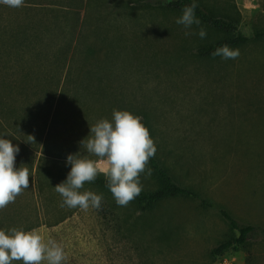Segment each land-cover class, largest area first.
Wrapping results in <instances>:
<instances>
[{"label":"rangeland","instance_id":"1","mask_svg":"<svg viewBox=\"0 0 264 264\" xmlns=\"http://www.w3.org/2000/svg\"><path fill=\"white\" fill-rule=\"evenodd\" d=\"M169 1L0 4V138L19 146L15 166L29 169L31 183L0 210V230L27 231L35 202L34 229L64 248L65 264H264L260 233L242 250L211 254L232 235L222 209L264 228V41L232 49L236 59L204 58L199 50L226 36L177 24ZM199 1L240 21L248 38L264 30V0ZM113 110L140 117L160 162L215 207L176 199L145 212L90 183L81 191L102 195L100 209L61 207L54 186L71 170L67 156ZM140 180L144 192L165 185L152 174Z\"/></svg>","mask_w":264,"mask_h":264},{"label":"clouds","instance_id":"2","mask_svg":"<svg viewBox=\"0 0 264 264\" xmlns=\"http://www.w3.org/2000/svg\"><path fill=\"white\" fill-rule=\"evenodd\" d=\"M0 4L19 8L24 5V0H0ZM197 7L195 0L190 6H185L176 23L186 29L193 25L199 26L201 21L195 15ZM192 34L196 33H185ZM198 35L204 39L206 30L201 27ZM239 54L238 49L232 50L228 45L218 47L211 53L213 57L220 56L223 59H236ZM29 139L35 140L33 136H29ZM79 143L81 152L67 156L66 163L71 165V170L66 180L54 186V190L62 197L61 207L84 211L89 208L100 209L102 195L81 189L85 183L94 182L101 174L118 206H127L141 193L140 176L144 173L151 176L152 169L147 165L157 148L140 117L129 111L113 110L111 121L101 119L90 125L89 136ZM82 150L86 155L81 154ZM19 152L18 145L9 139L0 138V210L14 203L30 187L29 169L15 166ZM66 261L64 248L54 240L45 241L36 229L0 230V264H65Z\"/></svg>","mask_w":264,"mask_h":264},{"label":"trees","instance_id":"3","mask_svg":"<svg viewBox=\"0 0 264 264\" xmlns=\"http://www.w3.org/2000/svg\"><path fill=\"white\" fill-rule=\"evenodd\" d=\"M193 2L194 0H170L168 3V8L182 14V9L185 6H190ZM195 2L198 5V7L195 9V15L201 21V23L218 33H223L226 36L224 40H221L216 44L201 48L199 50V54L202 57L212 58L213 56L211 55V53L218 47H221L223 45H228L230 49H235L237 47L248 44L252 40L264 41V30L257 31L254 34L253 38H248L240 31V21H236L234 20V18H230L226 15H221L218 13L216 14L208 10L202 5L199 0H195ZM60 59L61 60L59 61L58 66L63 71L65 70L69 62L66 56H61ZM62 77L63 75H61L60 78V85L64 87L69 81L66 78L65 82L63 83ZM143 124L149 130L148 125H146V123ZM147 167L152 169V176L157 180L163 182L165 185L164 187H161L156 191H141V193L132 201L142 211H151L163 202L176 199H191L199 201L203 209H212L215 207L213 203H210L209 201L203 199L196 191H193L186 187H182L175 180L170 171L160 162L156 153L154 157L150 158ZM90 185L103 190L113 197L112 193L106 186V180L103 175H99L94 182L90 183ZM30 187L29 189H26V191L30 190ZM29 208L35 220L27 228V231H31L32 229H34L37 225V221L39 220V217L35 218V215L37 213L35 202L34 205L29 206ZM102 211L104 213H107V210H105L104 208L102 209ZM220 215L229 226L232 235L212 250L211 254L214 258L221 257L232 250L244 249L252 239L258 236V233H260L264 238V228L242 224L234 216H232L231 213L223 209L220 210Z\"/></svg>","mask_w":264,"mask_h":264}]
</instances>
